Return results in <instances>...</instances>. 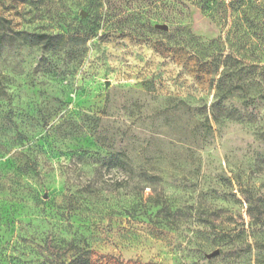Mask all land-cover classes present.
I'll list each match as a JSON object with an SVG mask.
<instances>
[{"label":"rangeland","instance_id":"1","mask_svg":"<svg viewBox=\"0 0 264 264\" xmlns=\"http://www.w3.org/2000/svg\"><path fill=\"white\" fill-rule=\"evenodd\" d=\"M0 16V264H264V0Z\"/></svg>","mask_w":264,"mask_h":264},{"label":"trees","instance_id":"2","mask_svg":"<svg viewBox=\"0 0 264 264\" xmlns=\"http://www.w3.org/2000/svg\"><path fill=\"white\" fill-rule=\"evenodd\" d=\"M0 24H1L3 27H6V28H7V21H6V19L3 18L2 16H0ZM11 35H12V34H11ZM3 36H4V33H3V34H0V39L3 38ZM32 36H35V37H37L38 39H43V43H48V42L51 40V38H52V36H50V35H48V34H43V33L33 34ZM71 197H74L73 193H71V194L69 195V198H71ZM70 245H71V247H72L71 249H74L75 251H78V250H79L78 247L75 246V245L73 244V241H72V240L70 241ZM79 260H80V254H75V255L73 256V258L71 259V264H72V263H76V262H78Z\"/></svg>","mask_w":264,"mask_h":264},{"label":"water","instance_id":"3","mask_svg":"<svg viewBox=\"0 0 264 264\" xmlns=\"http://www.w3.org/2000/svg\"><path fill=\"white\" fill-rule=\"evenodd\" d=\"M162 28H166V26H165V25H162ZM218 252H219L218 250H214L213 252H211V253L208 255V257H212V256L218 254Z\"/></svg>","mask_w":264,"mask_h":264}]
</instances>
